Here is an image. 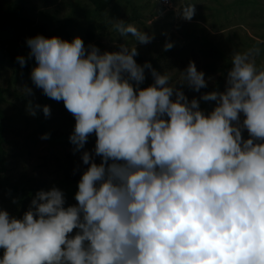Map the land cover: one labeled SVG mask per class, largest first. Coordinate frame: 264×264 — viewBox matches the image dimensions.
Wrapping results in <instances>:
<instances>
[{"label": "clouds", "instance_id": "clouds-1", "mask_svg": "<svg viewBox=\"0 0 264 264\" xmlns=\"http://www.w3.org/2000/svg\"><path fill=\"white\" fill-rule=\"evenodd\" d=\"M177 14L191 21L195 4ZM112 25L135 43L101 52L80 37L37 35L26 40L27 58H16L21 68L34 58L33 84L73 115L74 154L92 134L96 142L81 155L87 167L76 204L66 207L65 193L53 187L36 192L21 218L0 210V264H264L259 49L233 53L223 92L189 100L170 73L137 63V44L154 36L122 19ZM173 47L166 42L164 51ZM145 69L154 83L141 89ZM179 83L195 92L208 86L194 61ZM201 100L215 101L214 110H201ZM41 107L50 117L47 105L30 101L27 110L35 117Z\"/></svg>", "mask_w": 264, "mask_h": 264}, {"label": "rangeland", "instance_id": "rangeland-1", "mask_svg": "<svg viewBox=\"0 0 264 264\" xmlns=\"http://www.w3.org/2000/svg\"><path fill=\"white\" fill-rule=\"evenodd\" d=\"M17 1L0 0V46L21 37L22 48H20L19 56L25 58L30 52L26 44L28 38L43 35L46 38L59 37L68 42L76 37L84 40L86 27L94 22L88 20V16L94 12L86 4V0H24L17 4L13 16L8 17L9 6ZM155 3L158 4L156 7H154ZM163 3V0H130V2L124 0L120 6H117V9L121 8L128 17L137 16L138 20L132 24L148 35L154 36V39L146 45L137 44L139 55L135 59L139 65L150 62L158 66L161 74L170 73L171 82L176 84L177 88H185L186 86H181L179 83L180 73L188 67L189 62L194 61L198 71L205 72L203 63H207L212 58L216 69L211 71L213 77L208 79L210 92L225 90L227 73L230 70H226L225 66L231 64V56L235 51L259 49L255 62L258 68H264V0H173L171 8H165ZM189 3L195 4V15L191 21L184 20L177 14V11ZM128 17H126L127 21ZM6 18L7 22L3 24ZM69 19H72V24L68 23ZM154 20H160L162 23L154 24ZM64 24H67L65 29H63ZM107 26L108 29H104L98 25L97 38L90 43L99 47L101 52H117L120 50V45L127 44L131 47L135 43L131 35L120 37L115 32L111 21ZM166 42H172L174 47L164 51ZM90 44H85V47ZM26 65L28 68H21L18 62L17 66L0 64V86L5 90H12L11 97H7V104L3 107L7 130L10 134L7 136L8 148L17 150L25 158L29 152L34 156L29 166L24 161L13 162V165L22 166L17 167V170L35 173L37 179L35 186L37 184L42 187V190L48 191L53 187L61 189L65 193V206H71L77 203L74 199L76 188L68 184L63 187L58 182L52 181L45 166L42 167V163H44L45 155L52 157L57 154L63 161L65 160L66 166L71 167L68 156L73 155L80 161L77 165L82 167L81 171H84L87 166L82 163V152L94 149L96 137L92 134L85 149L74 154V146L69 141L75 126L73 115L67 111L63 101L58 102L48 98L43 94L42 89L36 88L33 84L31 71L38 65L28 61ZM13 73H24V75L16 83L11 84L10 79ZM145 76V81L140 85L141 89L154 83L152 76L146 71ZM221 76L225 77V82L216 85ZM25 88H31L33 94L26 95ZM30 101L34 105L50 106L51 116L46 118L42 107L35 117L31 116L27 110ZM200 104L203 105L204 101L201 100ZM206 104L212 110L216 106L215 101L206 102ZM42 129L64 138L50 148L49 139H41L44 133L41 134ZM243 136L245 139L248 138L246 130ZM35 142L41 145L37 150L34 146L30 147ZM96 162L98 164L101 162L99 157L96 158ZM6 180H0V210H6L10 215L21 218L28 211L36 193H32L27 200L18 202L19 197L18 194L15 195L16 191L12 189L14 194H11L4 189ZM12 180L16 181L17 178ZM68 195L71 198H68ZM13 200L16 203H13Z\"/></svg>", "mask_w": 264, "mask_h": 264}, {"label": "trees", "instance_id": "trees-1", "mask_svg": "<svg viewBox=\"0 0 264 264\" xmlns=\"http://www.w3.org/2000/svg\"><path fill=\"white\" fill-rule=\"evenodd\" d=\"M24 0H18L17 3H12L9 6L8 9V17H12L14 14V11L16 10L17 4L23 2ZM124 0H86V4L91 7L92 12L90 16H88V20H93L91 24H89L86 27V36L84 38V44H90L95 41L97 38V33L99 31L98 25H101L104 29H108V22H112L113 19H120L121 16H123L121 19L126 20V17H128L127 13L124 14V11L120 8L117 9V6H120L121 2ZM127 2H130V0H126ZM156 4V3H155ZM158 4H156L154 7H156ZM136 10L135 8H133ZM91 11V10H90ZM86 18V17H84ZM7 22V18L4 19ZM136 17H128V23H135L137 21ZM78 21V19H77ZM68 23H73L72 19L68 20ZM80 26V23L78 24ZM67 28V24L63 25V29ZM73 28V27H72ZM73 31V29H72ZM65 33L67 34V30H65ZM3 46V45H2ZM0 46V64H6L11 66H17V60L16 58L20 55V48L21 46V37H17L15 40L7 41L4 46ZM214 59L210 58L207 63H203V69L206 71L205 73V79L208 81V79L212 78L211 71L215 70V65L212 63ZM29 63L33 64L36 63L34 58L31 60H28ZM145 63H141V66H143ZM160 66V65H159ZM231 64H227L225 66L226 70L231 68ZM28 68V65L25 66ZM152 67L155 68L158 72L160 70L158 69V66H155L152 64ZM25 68V69H26ZM1 70V69H0ZM145 71L148 73V75H151V70L145 69ZM24 73H13L11 76V84L14 82L16 83L20 77H22ZM225 76V75H224ZM221 76L216 85H221L225 82V77ZM134 83V82H133ZM135 84V83H134ZM209 85V84H208ZM11 87L13 85H10ZM186 96H189V100L191 99H200V97L203 94L210 93V89L207 86L206 88H203L200 90V92H195L194 90L188 88L187 86L185 88H182ZM11 89H3L0 86V180L7 179L6 180V188L5 190L10 192L11 194H14V191H16L15 195L18 194L19 200L18 202H22L23 200H27V198L32 196V193H36L40 190H42V187H39L36 183V174L29 173L27 171H21L17 170V167H22L19 165H13V162L19 161V162H27L28 166L29 163H31L34 156L30 154L29 152L28 156L25 158L21 153H19L17 150H12V148H8V140L7 136L10 135L7 130L6 125V118L3 111V107L5 104H7L6 100L7 97H11L12 95ZM201 110L207 112L212 111L211 107L204 102L203 105H201ZM43 135L46 133H50V139H49V147H53L55 144L60 143L61 140L64 138L63 136H56V134L51 133V131H48L46 129H42ZM249 138V137H248ZM37 143V144H36ZM35 150H37L41 145L39 142H35L33 145ZM48 147V148H49ZM34 150V151H35ZM69 161L71 163L69 164L71 167H68V165H65V160L63 161L61 156H58L55 154L52 157H48L45 155L44 163H42V167L45 166L47 172L50 175V178L52 181L58 182L59 185H63V187L66 186V184L71 185V187L76 188V191L74 193V197L76 192L78 191V181L83 174V171H81L82 167H79L77 164L80 162L77 158H75L73 155L68 156ZM67 162V161H66ZM24 168V167H23ZM79 169V170H78ZM14 178H17L16 181L12 180ZM10 187V188H9ZM12 189L14 191H12ZM68 198H71V196L68 195ZM3 255V250H0V256Z\"/></svg>", "mask_w": 264, "mask_h": 264}, {"label": "water", "instance_id": "water-1", "mask_svg": "<svg viewBox=\"0 0 264 264\" xmlns=\"http://www.w3.org/2000/svg\"><path fill=\"white\" fill-rule=\"evenodd\" d=\"M153 23H154V24H161L162 21H160V20H155ZM52 152H53V151H52V149H51V153H52Z\"/></svg>", "mask_w": 264, "mask_h": 264}]
</instances>
